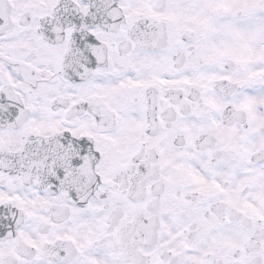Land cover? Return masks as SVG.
Returning <instances> with one entry per match:
<instances>
[{"label": "snow or ice", "instance_id": "obj_1", "mask_svg": "<svg viewBox=\"0 0 264 264\" xmlns=\"http://www.w3.org/2000/svg\"><path fill=\"white\" fill-rule=\"evenodd\" d=\"M0 264H264V0H0Z\"/></svg>", "mask_w": 264, "mask_h": 264}]
</instances>
